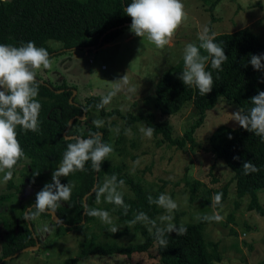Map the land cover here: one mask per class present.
<instances>
[{
    "label": "trees",
    "instance_id": "16d2710c",
    "mask_svg": "<svg viewBox=\"0 0 264 264\" xmlns=\"http://www.w3.org/2000/svg\"><path fill=\"white\" fill-rule=\"evenodd\" d=\"M131 0H0V44L22 46L27 42H34L37 47L45 48L49 57L72 48H95L113 41L125 26L132 23L124 8ZM129 22L128 24H126ZM61 43L56 47L54 43ZM214 42L224 48L228 59L222 64L221 70L211 67L210 59L206 62V71L212 73L213 90L202 96L195 86H186L178 77L184 70L183 55L176 62L162 71L154 85L153 103L162 113H175L185 104L191 102L199 111L197 119L189 124L181 136L172 134V126L166 119L157 120L150 111L146 114L128 113L125 115L127 123L145 118L149 127L154 129L153 136H159L161 141L177 148L189 145L195 147L197 127L204 120L206 111L219 100L235 102L245 112L252 107L250 99L259 91H264V72L255 70L249 63L250 54L264 55V39L257 32L247 27L215 33ZM199 47L200 41L195 43ZM202 56H207L204 49H200ZM39 85L38 96L35 98L41 105L39 111V130L25 132L17 127V138L23 149L24 157L17 165L26 160L24 175L33 180L34 171H40L35 177L39 188L20 203L23 227H15L5 234L1 242L0 264L5 257L14 256L22 248L34 246L36 237L33 235V222L24 220L23 211L32 208L36 193L43 189L46 183L52 182L53 172L60 166L67 144L74 142L73 137L87 139L90 133H99L105 144H108L109 126L97 128L88 121L91 112L104 116L106 108L97 109L101 102L98 94H89L83 101L74 96V86L53 84L36 75ZM72 96V97H71ZM84 112V118L80 116ZM73 118L70 124V119ZM231 137V138H229ZM209 150L214 158L222 159L234 174L235 194L241 197L250 195L249 209H256L264 215V205L259 199L258 191L264 188V141L254 133H250L239 125L218 124L208 137ZM239 157V159H234ZM251 161L259 171L244 174L242 165ZM17 165L12 169L14 170ZM126 165H115L107 158L101 165L99 172L91 168L87 162L84 171H75L67 177H61L62 184L74 185L68 201L61 202L56 214L61 220L57 221L60 234L74 228L86 230L95 217L87 215L86 208H97L96 188L102 186L104 178L117 177V182L124 181L131 191V195H124V204L128 206L127 214L124 207L117 209L118 218L129 222L140 213H145L158 227H164L158 220L160 207L149 203L148 197L157 199L163 193V186L151 191L126 172ZM12 180V179H11ZM8 186L10 185V181ZM199 182L191 184L192 195ZM213 193L227 194V183H224ZM9 194H0V200ZM85 196V199H84ZM210 199H205L208 202ZM238 205V201H235ZM220 205V204H219ZM47 216L52 214L45 212ZM205 213H200L192 221H179L175 218L177 227L183 225L187 229L186 235L177 236L175 232L166 233L168 246L162 248L155 241L153 234L143 222L133 225L134 229L144 237L139 243L128 245L118 244L110 239L102 241L99 234L90 233L84 238L81 250L77 256L70 257L60 263L44 262L42 264H77L80 258L88 255H112L114 253L128 254L144 253L151 250L157 252L162 264H214L220 261L218 242L205 238L204 229L207 222L203 219ZM211 216V215H207ZM84 220V221H83ZM8 225V222H7ZM29 225L31 227H29ZM124 231L117 234L127 233ZM150 255V253H149Z\"/></svg>",
    "mask_w": 264,
    "mask_h": 264
},
{
    "label": "rangeland",
    "instance_id": "374dc122",
    "mask_svg": "<svg viewBox=\"0 0 264 264\" xmlns=\"http://www.w3.org/2000/svg\"><path fill=\"white\" fill-rule=\"evenodd\" d=\"M186 18L178 27L173 39L163 49L157 48L147 37H138L130 31L131 24L124 27L111 42L95 48H72L49 57L51 67L37 70L36 75L57 85L62 82L74 86V96L83 101L86 95L104 96L113 87V81L127 75L129 85L118 93L105 106L108 112L102 116L91 112L88 121L104 120L109 126L108 144L113 148L107 159L115 165H126V172L151 191L163 186V193L170 196L178 205L171 215L179 221L195 220L200 213L213 215L218 213L220 222L209 221L205 225L206 239L218 242L220 261L214 264H264V215L256 209H249V194L238 197L235 194L234 174L220 158H214L209 150L208 137L213 128L224 123L238 125L233 119V112L240 107L233 101L219 100L206 111L203 121L197 127L198 145L177 148L159 140L142 137L139 129L149 127L145 118L127 123L128 113L151 112L155 119H166L172 126V134L181 136L185 128L197 119L199 111L191 102L185 104L175 113H162L153 103L154 85L162 71L183 55L188 43H195L198 33L204 26L210 33L247 27L264 39V0H182ZM61 47V43H54ZM264 72V70H263ZM127 87H134L135 92H128ZM123 109V110H122ZM120 128L119 134L114 129ZM131 129V136L124 134ZM139 161V164L135 162ZM26 160L21 161L12 170L13 177L3 181L4 172H0V194L9 196L0 200V255L1 242L6 233L15 227L22 228L20 203L39 188L24 175ZM107 178V177H106ZM103 179L102 185L105 182ZM199 182L192 195L191 184ZM227 183V194L220 205L211 206L213 190ZM124 195H131L127 186L118 187ZM259 199L264 205V188L258 191ZM210 199L205 202V199ZM238 201V205L235 204ZM99 209L109 212L112 225H107L97 217L83 230L74 228L60 234L58 220L41 214L33 219V235L37 244L27 250L19 251L2 264H42L46 261L60 263L77 256L86 236L99 234L102 241L112 239L118 244L139 243L144 237L137 232L130 221L118 218L117 206L108 203L104 197L97 203ZM27 207L23 213H26ZM160 207L157 215H167ZM25 216V214H24ZM84 221V220H83ZM8 222V225H7ZM29 222V221H27ZM167 223V222H165ZM164 225L165 224H162ZM111 226L119 230L109 231ZM129 231L124 234L118 232ZM150 253V255H149ZM77 264H162L157 252L151 250L131 255L114 253L112 255H88L80 258Z\"/></svg>",
    "mask_w": 264,
    "mask_h": 264
},
{
    "label": "clouds",
    "instance_id": "9594fccd",
    "mask_svg": "<svg viewBox=\"0 0 264 264\" xmlns=\"http://www.w3.org/2000/svg\"><path fill=\"white\" fill-rule=\"evenodd\" d=\"M4 2L6 3L7 0ZM124 12L132 20L130 31L138 37H147L160 49L170 43L178 27L186 18L182 0H131L124 8ZM214 38L215 33H210V29L204 26L198 33L199 47L188 43L183 52L184 70L178 78L186 86H195L202 96H206L213 90L214 83L212 73L205 70L206 62L210 59L212 69L221 70L222 64L228 59L224 48L215 43ZM201 48L205 50L207 56L200 54ZM249 63L257 71L264 70V55L250 54V59L243 66L247 67ZM50 67L48 51L43 47H37L34 42L29 41L19 47L0 44V172L5 173L3 176L5 183L12 179V169L24 157L17 138V127H21L25 132L39 130L38 118L41 105L35 99L39 90L36 72L41 68L49 69ZM113 82V87L96 105L98 110L109 105L112 99L129 85L127 75ZM127 91L134 93L136 90L134 87H127ZM250 101L252 107L247 112L242 108L233 112L232 121L264 141V91H259ZM104 123L105 121L101 119L93 120L97 128L103 127ZM114 131L119 134L120 128L117 127ZM139 131L142 137L149 139L154 133L151 127H141ZM124 134L131 136V129H125ZM72 139L74 142L67 144L61 164L52 174V182L46 183L43 189L36 193L33 207L25 213L24 220L36 219L45 212L54 214L62 201L66 202L70 199L74 187L70 183L62 184L61 177H67L75 171H84L89 161L91 168L99 172L101 165L113 151L109 144L103 142L99 133H90L87 139L79 136ZM234 159L238 160L239 157ZM135 163L139 164V161ZM242 169L245 175L259 171L251 161H245ZM39 175L40 171L35 170L32 183H35V177ZM123 184V180L117 182L115 175L106 178L104 184L97 186L95 190L96 203H100L101 197H104L108 203L124 207L127 214L128 206L124 204L122 193L118 191V187H122ZM222 196V193L213 194L211 199L213 208L221 203ZM148 200L149 203H155L168 213L159 218L165 226L158 227L156 222L150 220L143 212L130 221V225L138 221L151 225L148 231L153 234L155 229V241L162 248L168 246V240L164 238L166 233L175 232L177 236L186 235L187 229L183 225L177 227L171 223L173 219L171 213L178 208V205L170 196L160 194L157 199L153 200L149 196ZM85 211L87 215L97 217L107 225L113 223L108 211L97 208H86ZM203 219L220 222L223 217L214 213L211 216H204ZM118 230L116 226L109 228L112 233Z\"/></svg>",
    "mask_w": 264,
    "mask_h": 264
},
{
    "label": "water",
    "instance_id": "95a60500",
    "mask_svg": "<svg viewBox=\"0 0 264 264\" xmlns=\"http://www.w3.org/2000/svg\"><path fill=\"white\" fill-rule=\"evenodd\" d=\"M128 23H129V22H127L126 24H128ZM74 93H75V90H74L73 94H74ZM71 97H72V96H71ZM80 117H81V118H84V112H83V114H82ZM72 119H73V118H71L70 121H69L70 124H71L72 121H73ZM84 199H85V196H84ZM24 214H25V213H24ZM52 215H53L54 219H56V220H58V221L61 220L60 217L56 214V212H55L54 214H52ZM29 227H31V226L29 225ZM36 244H37V239H36ZM36 244H35V245H36ZM35 245H34V246H35ZM32 247H33V246H27V247L22 248L20 251L27 250V249L32 248ZM17 254H18V252H16L14 255H17ZM8 258H10V256L5 257V259H8Z\"/></svg>",
    "mask_w": 264,
    "mask_h": 264
}]
</instances>
